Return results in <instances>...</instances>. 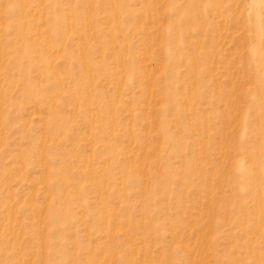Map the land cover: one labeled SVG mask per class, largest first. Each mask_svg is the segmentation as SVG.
Here are the masks:
<instances>
[{
  "label": "rangeland",
  "instance_id": "1",
  "mask_svg": "<svg viewBox=\"0 0 264 264\" xmlns=\"http://www.w3.org/2000/svg\"><path fill=\"white\" fill-rule=\"evenodd\" d=\"M0 264H264V0H0Z\"/></svg>",
  "mask_w": 264,
  "mask_h": 264
}]
</instances>
